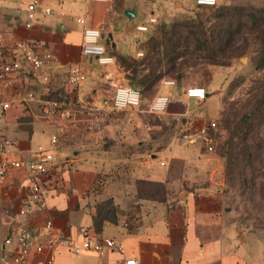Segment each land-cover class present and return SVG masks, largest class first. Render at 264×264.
<instances>
[{
    "label": "crops",
    "instance_id": "obj_1",
    "mask_svg": "<svg viewBox=\"0 0 264 264\" xmlns=\"http://www.w3.org/2000/svg\"><path fill=\"white\" fill-rule=\"evenodd\" d=\"M34 1L40 9L28 28L27 6ZM182 9V0H0V43L4 48L10 52L17 42H29L39 56L52 55L46 68L52 79L49 88L39 78L9 77L16 87L0 96V103H11L1 129L16 145L0 155V161L28 163L39 148L52 151L55 157L51 170L38 180L47 207L29 218L22 214L30 197L29 171L21 167L7 173L0 187V246L13 223L37 230L51 219L64 236L78 244L83 239L81 229L88 228L93 237L113 239L124 249L99 255L75 254L68 247H59L32 254L24 264H47L49 259L53 264H124L129 258L141 264H264V253L243 239L234 219L221 185V163L214 152L192 149L174 139L165 141L158 128L150 125H143L151 130H143L139 138L135 123L130 121L117 124L111 134L97 131V136L113 137L116 144L112 149L97 148L94 153L91 146L94 139L89 118L98 121L97 112L112 106L108 93L113 90L100 88V82L113 67L103 66L100 75L93 73L96 61L82 51L84 30H100L101 42L116 60L117 56H137L149 36L144 42L137 41L133 30L146 24L150 33ZM151 18L158 22L150 24ZM74 69L86 75L79 86L68 83ZM28 91L34 93L33 99L25 97ZM56 95L72 103L71 120L45 114ZM187 112L169 119L187 126ZM165 115L159 118H167ZM138 121L141 127L144 117ZM55 137L58 143L53 146ZM100 179L105 186L95 193ZM106 200H112L117 209L115 220L98 231L94 225L96 206Z\"/></svg>",
    "mask_w": 264,
    "mask_h": 264
},
{
    "label": "rangeland",
    "instance_id": "obj_2",
    "mask_svg": "<svg viewBox=\"0 0 264 264\" xmlns=\"http://www.w3.org/2000/svg\"><path fill=\"white\" fill-rule=\"evenodd\" d=\"M182 2L181 11L155 25L150 33L132 28L137 41L144 42L149 36L141 49L143 55L118 56L109 71L115 73L117 82L141 92V104L127 110L103 106L97 112L98 121L89 118L91 146L94 153L97 148L112 149L116 144L113 137L97 136V131L111 134L117 124L130 121L139 138L151 130L143 125H150L158 128L165 141L174 139L202 149V141L193 145L181 134L190 124L198 125L191 118L216 121L214 153L221 163L219 176L226 200L243 239L264 253V0H220L214 8L198 7L196 0ZM156 15L162 17L163 13ZM103 72V66L94 63L93 73ZM170 81L175 85L166 87ZM100 86L111 89L105 78ZM193 86L208 91L205 100L187 97L186 89ZM160 95L188 105L187 126L169 119L172 116L167 112L165 119L150 112ZM138 117H144L141 127ZM101 179L95 193L105 186Z\"/></svg>",
    "mask_w": 264,
    "mask_h": 264
},
{
    "label": "built area",
    "instance_id": "obj_3",
    "mask_svg": "<svg viewBox=\"0 0 264 264\" xmlns=\"http://www.w3.org/2000/svg\"><path fill=\"white\" fill-rule=\"evenodd\" d=\"M94 2H108L109 0H91ZM219 0H196L198 6H216ZM40 9L38 1H34L27 6L28 12V28L32 27L36 20V11ZM46 13H51L50 9L45 10ZM156 18L150 19V24H156ZM139 32H148L149 26L142 24L137 27ZM95 33H99L98 36ZM2 35L0 34V40ZM102 33L95 28H86L83 32V54L96 61L104 67L114 66L116 64L115 57L109 53L108 48L101 42ZM143 55L142 53L138 54ZM52 59L51 54L39 56L33 46L29 42H17L14 48L9 52L0 43V96L5 91L15 88L14 82H11L9 77L11 75H23L32 79L39 78L44 86L49 88L52 83L51 75L46 70ZM104 78L108 86L114 91L112 97V107L117 110H127L128 108H138L141 104V92L117 82V78L113 71L107 70L104 73ZM86 80V75L79 69H74L69 73L68 83L74 86H79ZM165 85L174 86L175 81L166 82ZM125 92L127 100L133 99L132 94L138 93L135 97L136 103H127L126 107L121 109L117 106V95L120 91ZM185 94L188 98H195L199 101L205 100L208 96V91L204 87L193 86L186 89ZM28 99L34 98V93L28 91L26 96ZM163 101L162 110L153 111V105L159 107V102ZM171 98L167 95L158 96L151 108V113L158 116L165 114ZM72 103L58 100H52L48 103L49 108L45 110L46 115H58L63 120L73 118ZM11 103L2 101L0 103V155L9 152L15 145L16 141L5 136L2 132L1 125L5 120L7 111L10 109ZM217 122L214 120L203 122L201 125L190 124L183 130L181 137L188 142L197 143L202 141L207 152L213 153L215 151V142L217 139ZM58 139H52V145L55 146ZM55 161L52 151L39 148L35 154V158L28 163L0 161V187L5 181L6 175L12 168L25 167L30 174V197L24 203L22 214L29 218L36 212H40L47 207L46 194L39 183V178L48 174ZM83 235L82 243L78 244L73 238L64 236L54 225L53 220L47 219L37 230L15 222L11 225L9 234L4 238L0 246V264H24L30 255L42 254L46 250H54L59 247H68L73 253L81 254L83 252H94L99 255H104L110 250H117L123 252V246L118 244L113 239H98L93 237L88 228H82ZM47 264H53V260L49 259ZM124 264H141L135 258H129L124 261Z\"/></svg>",
    "mask_w": 264,
    "mask_h": 264
},
{
    "label": "trees",
    "instance_id": "obj_4",
    "mask_svg": "<svg viewBox=\"0 0 264 264\" xmlns=\"http://www.w3.org/2000/svg\"><path fill=\"white\" fill-rule=\"evenodd\" d=\"M220 3V0L216 6L208 7V6H198V7H206V8H214L217 7ZM118 58V56H117ZM55 100L64 101L65 98L56 95ZM97 213L94 217V225L98 231H100L107 222H114L116 216V207L112 200H106L99 203L97 206Z\"/></svg>",
    "mask_w": 264,
    "mask_h": 264
},
{
    "label": "water",
    "instance_id": "obj_5",
    "mask_svg": "<svg viewBox=\"0 0 264 264\" xmlns=\"http://www.w3.org/2000/svg\"><path fill=\"white\" fill-rule=\"evenodd\" d=\"M107 44L112 45L111 39H108ZM245 58L242 59V62H245ZM188 110V105L180 101H171L167 107L166 112L171 115H184Z\"/></svg>",
    "mask_w": 264,
    "mask_h": 264
},
{
    "label": "clouds",
    "instance_id": "obj_6",
    "mask_svg": "<svg viewBox=\"0 0 264 264\" xmlns=\"http://www.w3.org/2000/svg\"><path fill=\"white\" fill-rule=\"evenodd\" d=\"M96 36L99 35V33H95ZM133 96V99H131L130 101L127 100L126 96H125V92L122 90L120 92H118V95H117V106L121 109L125 108L126 107V104L127 103H132V104H135L136 103V99L135 97L138 96V93H133L132 94ZM162 107H163V101H160L159 102V107H157L155 104L153 105V108L152 110L153 111H159V110H162Z\"/></svg>",
    "mask_w": 264,
    "mask_h": 264
}]
</instances>
